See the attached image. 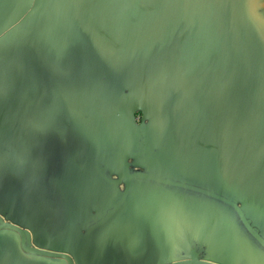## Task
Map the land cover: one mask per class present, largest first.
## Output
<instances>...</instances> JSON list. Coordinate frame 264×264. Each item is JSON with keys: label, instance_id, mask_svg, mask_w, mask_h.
<instances>
[{"label": "crops", "instance_id": "0c3cea01", "mask_svg": "<svg viewBox=\"0 0 264 264\" xmlns=\"http://www.w3.org/2000/svg\"><path fill=\"white\" fill-rule=\"evenodd\" d=\"M15 1L16 7L17 0ZM11 2L12 0H1L0 12L13 7ZM63 3L64 5L61 0H54L47 18H44L43 13L32 17L28 26L37 27L34 33L36 36L32 40H26L21 46H12L0 58V203L9 202L17 195L12 201L25 208L26 217H18L19 213L13 212L14 218L11 219L25 231L26 245L50 251H56L54 247L57 242L64 243L83 232L79 230L81 228L78 224L82 216H89L85 209L87 205H91L88 203L95 201L96 206L101 203V210L104 206L109 207L118 202L120 193L125 190L130 193L137 188L139 191L143 189L144 192H133L130 200L141 205L147 203L146 206L152 208V216L160 212L170 213L178 207L184 209L190 202L176 196L177 193L167 187L177 179L173 176L172 166H181L193 175L202 174L201 171L205 172L210 168L211 171L207 174L212 177L213 173L217 174L215 168L218 164L215 160L211 162L208 155L222 149L220 136L209 123L207 125L205 118L193 104V109L180 114L170 113L164 120L166 105L188 104L168 101L162 105L159 114L150 119L149 124L141 121L140 115L136 121L134 113L140 112L144 105L139 104L140 95L133 92L142 87L127 88L118 81V88L114 90V85L105 82L106 71L101 70L97 62L100 51L95 52L88 38V34L95 37L106 35L109 38L111 20L120 15L110 17L107 25H104L101 22L104 12H95L92 7H86L83 0H63ZM16 10H12L8 16L17 13ZM59 12L62 14L60 19ZM34 18L38 20L31 23ZM120 20V43L115 54V62L120 66L116 71L123 73L144 70L150 74L159 72L148 71L156 66L145 67L148 69L145 70L140 65L145 60L140 59L139 51L132 50V57L125 56ZM43 22L45 23L42 24ZM61 41L65 46H61L58 51L56 47ZM15 49L17 50L14 51ZM152 62L153 60L150 63ZM160 72L173 79L166 80L170 90L173 86L177 92V86L181 89L191 88L181 81L174 70ZM159 82L161 81L158 80L154 85ZM200 87L204 86L197 88ZM173 93L176 94L174 90ZM241 101L264 109L260 104L243 99L235 100L231 107L233 114L246 124L250 138L244 147L245 153L235 150L229 157L227 167L229 171L225 187L230 195L241 197L238 202L240 206L244 201L243 197L264 201V138L260 141L252 133L245 113L235 109ZM212 117L211 115V119ZM158 122L161 124L159 139L156 138V143L151 140L152 143L148 145L149 151H157L146 161L148 165L154 166L150 172L155 178L150 183V178L141 172H129L132 165L130 160L139 157L137 152L127 151L116 145L117 141L126 138V145L131 146L135 139L141 140V124L147 125L149 131L155 129ZM261 135L264 136V130ZM145 136L147 137V131ZM258 143L260 147L257 146ZM260 148V154L250 155ZM234 153L245 156L240 158L241 165L248 164V170L234 168L233 163L238 159L234 160ZM162 163H167L169 169L162 168ZM212 170L215 171L212 173ZM242 176L246 177L248 190L253 193L232 182L236 179L243 180ZM181 183L188 184L187 181ZM153 189L158 193L157 196L151 195L155 193ZM162 203V209H159ZM200 218L205 217L195 214L185 216V226L174 228L167 235L170 238L168 246L167 236L160 231L163 229L159 225L160 221L151 230L152 238L148 230L149 223L140 222L136 224L137 236L130 249L135 251L136 256H142L147 254L152 241H155L158 253L154 264L184 259L193 251L200 256L194 238L177 240L180 230L185 232L199 229L198 225L192 227L191 219L200 220L199 224L205 227L204 220L207 218ZM32 219L35 220L34 227ZM167 221H170L169 217ZM5 233L17 243L18 235L15 232L2 230L0 237ZM210 238L216 244L222 239V234L213 233ZM175 243L177 247L173 252H161V248H173ZM202 259L210 260L208 257ZM51 261L48 257L17 249L10 252V255L0 253V264H48Z\"/></svg>", "mask_w": 264, "mask_h": 264}, {"label": "rangeland", "instance_id": "374dc122", "mask_svg": "<svg viewBox=\"0 0 264 264\" xmlns=\"http://www.w3.org/2000/svg\"><path fill=\"white\" fill-rule=\"evenodd\" d=\"M27 1L28 0H17L16 7H9L4 13H2L0 16V25L12 10L18 9L24 3L26 4ZM35 1L36 0H33L31 2V6L25 12L21 20L10 24L6 30L0 32V58L4 57V54L12 46H21L26 40H32L33 37L36 36L34 33L37 31V27L28 26L30 23L29 20L41 13L44 14V18H47L49 7L54 0H41L38 3ZM61 2L64 5L63 0H61ZM207 3L209 15L217 26L220 37L219 44L222 45L227 64V79L223 86V88L228 93L227 98L224 101L216 100L209 87L206 86L185 89H181V87L177 86L178 92L173 86L172 90H170L167 88L169 84L162 82L171 78L163 75L164 77L161 82L158 83V85H154L151 88H145L143 86L140 90L133 92L137 93L136 95H140L139 104L144 105L141 111H137V114H135V120L138 121V116L140 115V118L142 119L141 121L149 124L150 119H154L155 116L159 114L162 105L166 104L168 101L193 104L196 109L200 108L201 110L213 116L212 119L216 120L217 125L222 131L225 132L226 143L225 141L222 142V149L220 152L218 151L212 155L210 154L211 162L212 160H215L216 164H218V166L215 168L217 174H214L213 171L215 170H212V178H193V175L188 173V171H186L181 166H177L176 168L172 169L174 174L173 176H175L177 179L176 181H171L172 183L170 182L167 187H170V189L177 193L176 196L188 200L190 202L189 206H185L184 209L178 207V209H175L167 214L166 212H160L150 221L152 222L155 217H169L170 221L168 223L160 224V226L163 228L160 229L161 233L167 236L169 232L174 230V228L180 229L185 226V216L188 214H198L199 212H202V210L197 208V205L203 204L204 211L208 215L216 218L217 221H220V224L216 229H220L223 231V233L231 235L236 239V241L232 243L231 247L236 248V250L239 252V258H233L231 254H229L228 257L224 254H222L224 257L218 256V254L221 253V249H224V247L213 252V256L211 254L208 255L207 252L206 254L201 251L200 246L199 252L201 253L199 254L202 258H213L215 262L221 264H264V233L259 234L258 231L260 228L258 225H256L254 229L255 236L252 237L250 234V231L253 230L251 228V222L253 221L252 219H255L258 223L264 226V203L259 200H254L253 197H243L242 199H244V201L241 202L240 206L238 205V202L241 197L236 194L230 195V192L225 188L227 183L226 167H228L229 164V157L235 150H238L236 148L240 146L243 136L245 135L244 138H247L246 135H248L246 124L244 123L245 125H242V122L236 118L235 114H233L234 112L231 109L232 104L235 102V100L243 99L249 100L253 104H260L264 106V0H207ZM120 19V16L112 18V29L119 27ZM112 34L113 33L111 31V35ZM115 66L118 67L120 65L117 63ZM157 73L161 72L159 71ZM117 78L121 81L126 80L128 84L139 82V80H134V76L127 79L120 76ZM146 78H150V75H147ZM150 82H152V78ZM173 90L176 94L173 93ZM135 99L138 101V96H136ZM227 102H230L229 110L226 104ZM222 117H226L228 119V128L224 127L225 123L223 120H221ZM235 127L241 131L236 136L230 133V128L234 129ZM149 133L152 135V141L156 143L157 132H151L149 129L146 137L147 145L152 143ZM230 137L231 141L229 142ZM127 141L128 140L126 138L120 139L117 141L116 146L120 148H126L127 151L141 153L138 158L130 160L132 165L130 166L129 172H141L142 175L145 177L148 176V178H150L149 182L151 183V179L153 177L155 178V176H153L150 172L153 170L154 166L153 164L151 166L148 165L146 161H149L157 151L153 149H151V151L143 150L142 139H135V142L131 146L126 145ZM231 142L233 145H230ZM245 146H247V142L244 144V147ZM257 146L260 147V144L258 143ZM230 148L231 152L226 158L224 151ZM243 148L240 150V152L245 153L246 149L244 148L243 150ZM128 157H130V155ZM225 161H227L226 165L224 164ZM201 173L211 177V174H207L204 171H201ZM185 181H187L188 184L181 183ZM163 182H165V180H163ZM163 185L165 184L163 183ZM163 185L161 184V186ZM154 194L155 193H152L151 195ZM16 197L17 195H14L12 200H15ZM12 200L9 202L4 201L0 203V222H13L11 218H14L13 215L16 212L19 213L17 215L18 217H26L25 208L18 206ZM128 203L129 202L126 201L123 204L121 210L114 217H119L125 210H131L130 207L133 206V204L129 205ZM251 203L255 204L254 206L257 210H253ZM160 206L161 207H159V209H162L163 203ZM141 210L142 209H140V211ZM142 215L144 217H149L150 213H145L143 211ZM182 217L183 220H181ZM31 221L33 225L35 220L32 219ZM210 228L211 227H204L203 229H197L194 232L189 230L183 232L180 230L177 240L185 238V241H187L186 238H195L194 233H197L198 231H204L205 235L208 236L213 234L209 232ZM211 229L212 232H214L213 228ZM97 230L98 231L96 232H101L104 230V228ZM87 231L91 230L87 229ZM106 241L104 240V243H106ZM122 242L124 248H126L129 243L127 242V238H123ZM105 245L106 244L102 246L103 252L102 250L101 252L95 251L93 255L95 254V256H97L99 259L101 257L105 259ZM245 246H248L249 248L251 247L252 249L249 251L244 250ZM73 247L74 245H72V249ZM176 247L177 244L175 243L173 248L166 247L165 250L171 253ZM195 247L198 248L197 245ZM208 247L209 245L207 244L205 248L207 249ZM77 252L79 253V251ZM260 253L262 254V256H260V260H249V255H260ZM91 255L92 251L86 246L83 247L81 250V256L83 259L88 260Z\"/></svg>", "mask_w": 264, "mask_h": 264}, {"label": "bare ground", "instance_id": "6f19581e", "mask_svg": "<svg viewBox=\"0 0 264 264\" xmlns=\"http://www.w3.org/2000/svg\"><path fill=\"white\" fill-rule=\"evenodd\" d=\"M38 1L40 0L35 2ZM83 3L86 7H92L95 12H104L101 16L104 25H107L110 17L121 16L120 27L126 57H132V50L139 51L142 53L141 59L145 60L143 62L145 66L167 65L172 63L171 59L178 58L177 60L182 61L183 67L180 70L184 82L189 84L206 82L216 100L227 98L228 93L223 88L225 57L222 45L219 44L217 26L208 12L207 0H83ZM37 20L38 18H34L31 23ZM152 60L153 62L150 63ZM193 108L191 104H168L164 108V120L170 113L180 114ZM235 109L245 113L252 133L261 141L264 138L261 135L264 130V109L242 101ZM204 121L208 125L207 120ZM139 127L144 137L148 126L141 124ZM216 137L219 141L217 135ZM254 153L260 154L261 148L250 155ZM244 157L234 153V160L238 158L233 163L235 169L248 168L246 163L241 165L240 158ZM210 171L209 168L205 172L210 173ZM242 179L232 182L248 190L246 177L242 176ZM126 217H131L128 219L129 222L132 220L131 213ZM190 224L194 227L199 222L191 219Z\"/></svg>", "mask_w": 264, "mask_h": 264}, {"label": "flooded vegetation", "instance_id": "af4514ba", "mask_svg": "<svg viewBox=\"0 0 264 264\" xmlns=\"http://www.w3.org/2000/svg\"><path fill=\"white\" fill-rule=\"evenodd\" d=\"M113 36H114V34H112L110 37H113ZM105 37H107V36L105 35ZM104 45L107 46L108 44L105 43ZM104 74L106 75L105 82L111 83L109 81L108 76H107L108 73L105 72ZM159 81H161V80H159ZM156 82H158V79L152 80V82L147 83V84H143L137 88H140L143 86L145 88H151L152 85L156 84ZM166 82H168V81H164L162 83H166ZM111 85H113V84L111 83ZM135 113L137 114V112H135ZM135 113H134V115H135ZM218 116H220V115H218ZM223 116H225V115H223ZM158 123H157V125H158ZM152 130L153 129H150L151 132H153ZM248 139H250L249 136H248V138H246L245 143L248 141ZM127 146H130V145H127ZM207 178L209 179L208 176H207ZM141 190L144 192L143 189H141ZM141 190L139 191V189L137 188L135 191H131L130 193L127 190L122 191L120 193L121 198L119 199L118 202H115L114 204H112L109 207L104 206V207H102L101 210H100L101 203L99 206L95 205L96 204L95 201H91L90 203H88L91 205H87V207L85 209H86V212L88 213L89 216H87V217L82 216L80 218V223L78 224V227L81 228L79 230H82L83 232L82 233L79 232L78 234L74 235L71 240H65L64 243H60V241L57 242L56 246L54 247V249L56 251H53V252H62V253L69 255L72 259L73 264H101V261H102V264H144V263L145 264H154V261L156 259V255L158 253L157 243L155 241H152L151 246L149 247L147 254H144L142 256L141 255L136 256L135 251H131V249H130L131 246H127L126 248H124L123 242H122L123 238H127V242H129V243L135 242V238L137 236V234L135 236L136 224H138L140 222L144 221L145 223H147V222L149 223L148 230L151 232V234H150L151 238L153 237L151 230L152 229L154 230V228L157 227V225L154 226V224H156L157 221H160L159 225L163 224V223H168L167 218L155 217L151 222L150 220L154 216L150 215L149 217H144L142 215L143 211L145 213L149 212L151 214L152 208L149 209L146 206L147 203L146 204L143 203L141 205V203H135V202H132L130 200V196L133 194V192H136V193L142 192ZM153 191H154V189H153ZM157 195H158V193L155 192V196H157ZM126 201L129 202L128 203L129 205L133 204V206L130 207L131 210H129V211L125 210L123 212V214H121L119 217H117V216L114 217L121 210L123 204ZM83 202H84V200H83ZM261 202L264 203V201H261ZM254 205L255 204L251 203L253 210H257ZM91 206H94L97 209H95L94 207L91 208ZM197 208L199 210H202V212H199L198 214H195V215L203 216V217L207 218V219L204 218L205 220H207L205 227L213 228L214 232H212L211 228L209 229L211 231V233L222 234V239L220 241H218V243L215 244L211 241L212 238H210V235L207 236V235H205L204 231H198L197 234L195 235V238H194L196 243H197V247H198L197 252H199V249H200L199 247L201 246V251L203 253L207 252L208 255L211 254L213 256V252L224 247V249H221V251H220L221 253L218 254V256L224 257V255H226L228 257L229 254H231L233 256V258L238 259L239 258V255H238L239 252L236 250V248L231 247L232 243L234 241H236V239L231 235L223 233L222 230L216 229L219 226L220 221L219 220L217 221L216 218L208 215L204 211L203 204L197 205ZM137 209H139V210H137ZM140 209H142V210L140 211ZM133 211H135V212H133ZM128 213H131V216H132V220L130 222L128 219H131V217H129V218L126 217ZM126 220L128 222H126ZM252 220L254 222L253 221L251 222L252 223L251 228L253 229L252 231H250L251 236L252 237L255 236V230L254 229H255L256 225H258L260 228L258 233L259 234L264 233V226L262 224L258 223L255 219H252ZM251 223H250V225H251ZM165 225H167V224H165ZM198 227H199V229H203L204 225L198 224ZM101 228H104V230L101 232H96V231H98L97 229H101ZM87 229H90L91 231H87ZM107 230H108V232H107ZM6 231L11 232L10 230H6ZM192 232H194V231H192ZM104 240L105 241L107 240L106 243H104ZM169 240H170V238L168 236V239L166 242L167 246L169 245ZM0 244L3 247L2 252L10 255V252H12L13 250H16L19 247V237H18L17 243H15V241L13 242L11 240L10 236H8L5 233L4 236H2V240L0 239ZM104 244H106L104 247V250L106 249V252H105L106 257H105V259L103 257H101L99 259L97 256H95V254L93 255V253H95V251L101 252V250L103 248L102 246ZM207 244L209 245L210 248L208 247L206 249L205 246ZM17 245H18V247H17ZM72 245H74L73 249H72ZM223 245H225V246H223ZM228 245H230V246H228ZM85 246L87 248H89V250L92 251V255H93V256L91 255L88 260L83 259V257L81 256V250ZM167 246H165L164 248H161L160 249L161 252H164V250ZM172 246H173V243L171 244V247ZM71 249H72V251H71ZM135 249H137V248H135ZM251 249L252 248L251 247L249 248L248 246L244 247V250H247V251H249ZM77 251H79V253ZM102 252H103V250H102ZM110 253H111V257H110ZM192 253L195 254L198 259L207 261L205 259H202L201 256H198L194 251L190 252V254H188V256L184 259H189L190 255ZM199 253H201V252H199ZM222 254H224V255H222ZM260 256H262L261 253H260V255H254V256L249 255L248 258L251 261L260 260ZM109 257H110V259H109ZM49 259H51L52 261L48 264H67L63 259H57V258H49ZM152 259H153V263H152ZM184 259H179V260H184ZM179 260H176V261H179ZM109 261H111V262H109ZM173 262H175V261H173ZM208 262H211L214 264H221V263L215 262L213 258L208 260ZM161 264H166V263H161Z\"/></svg>", "mask_w": 264, "mask_h": 264}, {"label": "trees", "instance_id": "16d2710c", "mask_svg": "<svg viewBox=\"0 0 264 264\" xmlns=\"http://www.w3.org/2000/svg\"><path fill=\"white\" fill-rule=\"evenodd\" d=\"M60 17H62L61 12H59V19ZM50 26L48 27L47 31L49 30ZM112 33L114 34L113 37L107 38V37H95L92 36L90 34H88V38L91 41V44L95 50V52L100 51V54L97 55V62L99 64V67H101L100 69L106 71L108 74V78L109 81L114 85V90H117L118 86V81H121L120 79H118L117 77H124L125 79L129 78V77H133L134 76V80H139L138 83H130L128 84L126 82V80L121 81L125 87L127 88H132V87H139L143 84H147L150 83L151 78L152 80H162L163 79V74L160 73H151L152 76H150V78H146L147 75H151L150 72L144 71V70H133L131 73L130 72H123V73H119L116 71L117 66H115L117 63L115 62V52L119 47V43H120V37H119V33H118V29L113 28L112 29ZM107 43L108 45L105 47L104 44ZM61 46H65V43L61 41V43L59 44V46H57V50L60 51V47ZM228 106V110H229V106H230V102L226 103ZM204 117L206 120H208L210 126L212 128H214V130L218 133V135L220 136V138L222 139V142L225 141V132L221 130V128L217 125L216 120L211 119V115L206 113L205 111L201 110L200 108L197 109ZM136 114V113H135ZM159 118V117H158ZM220 118V117H219ZM237 119H239L242 122V125H245L243 120L240 119V117L236 116ZM221 120L224 121V127L228 128L229 124L227 123L228 119L226 117H222ZM153 132H157V139H159L160 136V132H161V124L158 123L156 129L152 130ZM241 131H239L237 129V127H235L234 129L230 128V133L233 134L234 136L238 135ZM229 133V134H230ZM248 138V135H246ZM245 135L243 136L242 142L240 144V146L236 149L241 150L244 147V143L246 141V138H244ZM231 141V137L229 138V142ZM230 145H233V143L231 142ZM159 146V145H158ZM231 152V148L228 150H225L224 153L226 154L225 157L227 158V156H229ZM208 158L210 159V155H208ZM213 161V160H212ZM224 164H227V161L224 162ZM175 165V164H174ZM167 166H169L167 163H162V168L165 167L166 169H169ZM177 166H172L173 168H176ZM227 170V178H228V168L226 167ZM173 171V170H172ZM189 173V172H188ZM191 174V173H190ZM193 175V173H192ZM195 175V174H194ZM193 175V178H205L208 179L206 175L203 174H199V175Z\"/></svg>", "mask_w": 264, "mask_h": 264}, {"label": "water", "instance_id": "95a60500", "mask_svg": "<svg viewBox=\"0 0 264 264\" xmlns=\"http://www.w3.org/2000/svg\"><path fill=\"white\" fill-rule=\"evenodd\" d=\"M33 0H28L26 2V4H23L21 5L17 10L18 12L17 13H14L12 15H9L6 17V19L2 22V24L0 25V32L1 31H4L7 29V27H9L10 24H13V23H16L18 22L19 20H21V18L24 16L25 12L29 9V7L31 6V2ZM41 1V0H40ZM38 1V2H40ZM11 5L15 7L16 5V1L15 0H12L11 2ZM9 8V7H8ZM8 8H5L3 9L1 12H0V16L2 15V13H4ZM16 10V11H17ZM116 17V16H115ZM114 18V17H113ZM118 29V28H117ZM111 31H112V28H111ZM117 51V50H116ZM141 53V52H140ZM224 53V52H223ZM116 54V52H115ZM141 55L142 53L140 54V59H141ZM178 58H175V59H171L172 60V63L170 64H167V65H164V64H161V65H155L156 67H152L150 68L149 70L148 69H145V67H150V66H145L142 62V64H140L145 70H148V71H151V70H155V71H161V70H174L178 76L180 77L181 81L189 86V87H198V86H206V87H209V85L206 83V82H196V83H192V84H189V83H186L184 82L183 80V77H182V73H181V70L182 69V61L180 60H177ZM142 61V60H141ZM141 63V62H139ZM188 71H189V68H188ZM193 74H196L195 72H191ZM199 75H202L200 73H197ZM203 76V75H202ZM227 79V64H226V60H225V80H224V84H225V81ZM210 91H211V88L209 87ZM212 92V91H211ZM197 110V109H196ZM198 111V110H197ZM199 112V111H198ZM200 113V112H199ZM202 115V114H201ZM203 116V115H202ZM204 117V116H203ZM205 118V117H204ZM208 121V120H207ZM209 123V122H208ZM147 133H148V130H147ZM149 137L150 139L152 138V135L151 133H149ZM142 139V146H143V150L145 151H149V147L147 145V141H146V136L144 135V137H141ZM152 140V139H151ZM137 155H141V153H137ZM209 177V176H208ZM213 177V176H212ZM212 177H209V178H212ZM198 222H200V220H197ZM35 223V222H34ZM34 223H33V227H34ZM2 230H10V231H13L15 232L18 237H19V247L17 248L18 250L24 252V253H28V254H33V255H39V256H44V257H49V258H57V259H63L67 264H73L72 262V259L69 255L65 254V253H62V252H53V251H49V250H45V249H40V248H33V247H30V246H27L26 245V233L25 231L22 230L21 227H19L18 225H16L14 222L10 223V222H0V232ZM0 239L2 240V237H0ZM127 246H133V243H128ZM3 251V247L2 245L0 244V253ZM166 264H214V263H211V262H208V261H204V260H200L197 258V256L195 254H191L189 259H184V260H179V261H175V262H169V263H166Z\"/></svg>", "mask_w": 264, "mask_h": 264}]
</instances>
